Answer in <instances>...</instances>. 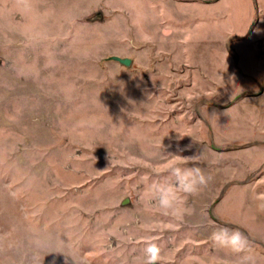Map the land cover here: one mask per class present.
<instances>
[{"label": "rangeland", "instance_id": "374dc122", "mask_svg": "<svg viewBox=\"0 0 264 264\" xmlns=\"http://www.w3.org/2000/svg\"><path fill=\"white\" fill-rule=\"evenodd\" d=\"M30 5L0 0V264H264V0ZM169 153L210 178L182 218Z\"/></svg>", "mask_w": 264, "mask_h": 264}, {"label": "clouds", "instance_id": "9594fccd", "mask_svg": "<svg viewBox=\"0 0 264 264\" xmlns=\"http://www.w3.org/2000/svg\"><path fill=\"white\" fill-rule=\"evenodd\" d=\"M20 3L26 9L31 7L30 0H20ZM168 155L172 157V163L167 166V170L174 179L166 184H153L151 194L152 198L157 201L156 206L165 215L182 218L183 209L180 207L181 194L194 195L201 186H205L208 183L210 178L205 176L200 167L195 166L199 159L197 155L188 157L171 153ZM177 162H191L193 166L184 168L180 167ZM257 199L261 201L258 204L259 209L264 211V194L258 195ZM210 239L215 246L228 249L234 254L245 253L248 248L247 238L238 229L220 227L212 232ZM160 251L156 243H148L144 249L146 264H157L161 259ZM241 264H254L253 257L250 255L243 256L241 258Z\"/></svg>", "mask_w": 264, "mask_h": 264}, {"label": "water", "instance_id": "95a60500", "mask_svg": "<svg viewBox=\"0 0 264 264\" xmlns=\"http://www.w3.org/2000/svg\"><path fill=\"white\" fill-rule=\"evenodd\" d=\"M115 60H117L118 62H120V63H122V64H124L126 66H129L131 64V59H129V58L122 59V58H119V57H115Z\"/></svg>", "mask_w": 264, "mask_h": 264}, {"label": "crops", "instance_id": "0c3cea01", "mask_svg": "<svg viewBox=\"0 0 264 264\" xmlns=\"http://www.w3.org/2000/svg\"><path fill=\"white\" fill-rule=\"evenodd\" d=\"M208 2L210 3L211 1H207V3H208Z\"/></svg>", "mask_w": 264, "mask_h": 264}]
</instances>
